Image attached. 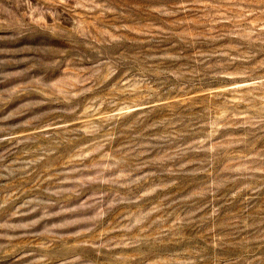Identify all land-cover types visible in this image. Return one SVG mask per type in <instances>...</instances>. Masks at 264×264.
Wrapping results in <instances>:
<instances>
[{
	"label": "rangeland",
	"instance_id": "1",
	"mask_svg": "<svg viewBox=\"0 0 264 264\" xmlns=\"http://www.w3.org/2000/svg\"><path fill=\"white\" fill-rule=\"evenodd\" d=\"M0 264H264V0H0Z\"/></svg>",
	"mask_w": 264,
	"mask_h": 264
}]
</instances>
